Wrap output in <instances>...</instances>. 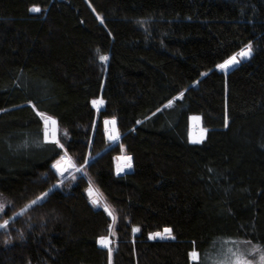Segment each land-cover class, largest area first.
<instances>
[{
    "label": "trees",
    "instance_id": "obj_1",
    "mask_svg": "<svg viewBox=\"0 0 264 264\" xmlns=\"http://www.w3.org/2000/svg\"><path fill=\"white\" fill-rule=\"evenodd\" d=\"M248 44V60L218 69ZM39 113L78 163L90 158L117 213L111 257L100 239L112 218L86 178L53 188L63 149ZM121 147L134 167L122 176ZM0 193L5 218L48 193L0 230V264H215L237 240L264 250V0H0ZM167 228L175 239L150 238Z\"/></svg>",
    "mask_w": 264,
    "mask_h": 264
},
{
    "label": "rangeland",
    "instance_id": "obj_2",
    "mask_svg": "<svg viewBox=\"0 0 264 264\" xmlns=\"http://www.w3.org/2000/svg\"><path fill=\"white\" fill-rule=\"evenodd\" d=\"M237 58L240 61L241 57L239 55L237 56ZM218 69L227 72L226 69H221L219 67H218ZM101 100H102V98L99 97V98L95 99L94 101H101ZM103 105H104V102L101 103V104H98V105H94L93 104V107H94V109L96 111V114L103 108ZM112 119L113 118H105L103 120V127H104V131H105L106 139L111 144H116V143H119L121 141V134H120V132L118 130V126H117V130H118V133H119V138L118 139H115V140L109 139V133L106 131V123H105V121L112 120ZM96 122H97V120H96ZM116 123H117V121H116ZM201 126L203 128L202 123H201ZM189 127H190V125H189ZM44 128H45V123H44V119H43V130H44ZM203 129H205V128H203ZM189 132L191 134V129L189 130ZM62 135L64 136L65 134L60 131L58 125L56 124V136H57V139H59L61 143H62V141H61ZM205 136H206V132H205L204 137ZM189 141H190V143L193 142L192 144H197L193 140L191 135L189 136ZM62 149H63V153L60 156V158L62 156H65V155L67 157H70L71 158V163L75 164V167H69L68 171H66L65 174L61 175L60 180L57 183L54 184L53 188L62 186V184L64 182H67L69 180H75L79 176H84L86 178V181H87V184H88L87 193H88V196H89L90 200H92V201L97 200L98 203L95 204L96 206H100V207L104 208L108 214L111 213V215H110V217L112 218L111 230H110V232L107 235H105L102 238H105L109 242V247L112 250V253H111V256H112V254L114 252V249L116 247L117 240H118V234L115 231V226H116V223H117V213L115 212V209L110 205L109 201L106 199L104 193L98 188V186L95 184L93 179L90 178L89 175L87 174V169L86 168H87V165H88V163L90 161V158L87 157L85 162L80 164V163L77 162L75 157H73L72 155L69 154V152L67 151L65 146ZM119 155H124V156L131 157V164L133 163L132 156H130L126 152L124 147H121V153ZM60 158L57 159V160H60ZM77 169H79V171ZM73 177H75V179H73ZM90 189H91V191H89ZM41 196H39V197H41ZM39 201H41V200H39ZM39 201H37V202H39ZM0 205L4 206L3 210L0 211V218H4V219H2L0 221V224H3L4 221H9V223H10L11 220H13L18 214L22 213L27 207H30L33 204L30 203L24 209H22L21 211H19L17 213H14L9 218H5L4 215L8 212V209H9V207L11 205V201L6 196H4L2 193H0ZM3 229H6V228H0V230H3ZM100 245L102 247H104V248H108V247H105L103 244H101V242H100ZM257 247H259V246L254 244V243H252V242H250V241H247V240H237V241H234V242H230L228 245H226V247H225V249L223 251H219L218 250V253H216V257H215V264H226V262H228L230 260V258H231L233 253L243 254L246 258L254 259V264H257L259 255L260 254H264V250L261 247H259V249H260L259 252L254 251V249H256ZM206 259L208 260V262H205V263L213 264L212 261H211L212 259L209 256H207Z\"/></svg>",
    "mask_w": 264,
    "mask_h": 264
},
{
    "label": "snow or ice",
    "instance_id": "obj_3",
    "mask_svg": "<svg viewBox=\"0 0 264 264\" xmlns=\"http://www.w3.org/2000/svg\"><path fill=\"white\" fill-rule=\"evenodd\" d=\"M32 11L35 12H39L40 9L39 8H33L31 9ZM252 48L253 46L251 44H248L246 46V48L244 50H242L238 55L241 58H247L250 57L252 55ZM102 60L106 61L108 59L107 56H102L101 57ZM239 59L237 58V56H233L230 59L226 60L224 63L218 65L219 68L221 69H227L229 66L239 63ZM183 95V93H181V96ZM103 103V101H93L94 105H98ZM171 104V101L169 102V105ZM40 116H42L44 118V123H45V128H44V141L46 143H50V144H54L59 148H63L64 145L60 142L59 139H57L56 136V121L55 119H53L51 116H45L44 113H39ZM194 119H198V118H194ZM106 124H111L113 126L112 130L109 132V139L115 140L119 138V133L116 132L115 130V124H116V120L115 118H113L111 121H105ZM139 123V121L137 122ZM204 132L207 131V129L203 130ZM203 138V134L201 136V139ZM195 142H199V141H195ZM127 163L125 164V167L127 168H131L132 164H131V157H126ZM67 165V166H66ZM52 167L54 169H56V171L60 174L63 175L66 171H68L69 167H75V164L71 163V158L65 156H62L60 158V160H57ZM79 171V169H77ZM120 171H123V168L120 169ZM73 179H75V177H73ZM62 183V182H61ZM91 191V189L89 190ZM48 195V193H44L41 197H37V200H33L31 203L32 204H36L37 201L39 200H43L44 198H46ZM93 203H98L97 201H93ZM3 205H0V211L3 210ZM109 215H111V213H109ZM9 224V221H4L3 224H0V228H7ZM133 231H139V229H134ZM165 232L168 234L169 238L175 239V237L171 236V229H166ZM157 237L160 238H165L163 233H154L150 236L151 239H155ZM101 244H103L105 247H108L109 250V256L111 257V253L112 250L109 247V242L105 239V238H101L100 240ZM5 243H8V241L6 240ZM254 251L259 252L260 249L259 247H257L256 249H254ZM190 257L193 261H198L199 260V253H197L196 251L191 252ZM226 264H254V259H249L246 258L243 254H238V253H233L230 260L228 262H226ZM257 264H264V254H260L259 258H258V262Z\"/></svg>",
    "mask_w": 264,
    "mask_h": 264
},
{
    "label": "bare ground",
    "instance_id": "obj_4",
    "mask_svg": "<svg viewBox=\"0 0 264 264\" xmlns=\"http://www.w3.org/2000/svg\"><path fill=\"white\" fill-rule=\"evenodd\" d=\"M194 118H198V119H194ZM107 121H111V120H107ZM56 124H57V122H56ZM55 128H56V125H55ZM112 128H113V126L111 124H106V131L108 133L112 130ZM190 129H191V137L193 138V140L199 141L196 143H201L205 138L204 137L205 132L203 131L204 129L201 126L200 116L194 115L191 117ZM115 130H116V132H118L116 124H115ZM202 134H203V138L201 139Z\"/></svg>",
    "mask_w": 264,
    "mask_h": 264
},
{
    "label": "water",
    "instance_id": "obj_5",
    "mask_svg": "<svg viewBox=\"0 0 264 264\" xmlns=\"http://www.w3.org/2000/svg\"><path fill=\"white\" fill-rule=\"evenodd\" d=\"M252 54H253V51H252ZM252 56V55H251ZM250 56V57H251ZM250 57H247V58H243L244 59V61H246V60H248ZM239 63H236V64H233V65H231V66H229L226 70H227V72H230L231 70H233L235 67H237V65H238ZM192 116H194V115H192ZM191 116V117H192ZM199 116V115H198ZM191 117L189 118V125H190V122H191ZM56 120V119H55ZM200 120H201V123H202V117L200 116ZM56 122H57V120H56ZM57 125H58V123H57ZM116 125H117V123H116ZM189 130H190V127H189ZM191 134H190V132H189V136H190ZM206 135H207V131H206ZM205 138H206V136H205ZM205 138H204V140H205ZM197 144H199V143H197ZM126 157H128V156H124V155H118V157H117V161H118V175H120V176H122V175H124V174H126V173H130V172H132L133 171V163H132V167L131 168H127V167H125V164L127 163V160H126ZM121 168H123V171H120V169ZM65 174V173H64ZM94 201H97V200H94ZM98 202V201H97ZM95 204H97V203H95ZM167 229H170V228H167ZM166 230V229H165ZM165 230L163 231V232H158V233H163L164 235H167V233L165 232ZM172 232V231H171ZM157 239L158 240H160V239H162V238H160V237H157Z\"/></svg>",
    "mask_w": 264,
    "mask_h": 264
}]
</instances>
